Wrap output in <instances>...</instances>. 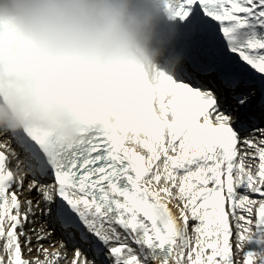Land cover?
<instances>
[{
  "label": "snow or ice",
  "instance_id": "obj_1",
  "mask_svg": "<svg viewBox=\"0 0 264 264\" xmlns=\"http://www.w3.org/2000/svg\"><path fill=\"white\" fill-rule=\"evenodd\" d=\"M165 6L173 59L139 83V115L118 118L130 135L0 130L19 149L0 141V264H61L69 252L70 264H240L245 245L256 248L242 264H264V127L234 120L229 102L255 95L238 91L254 78L243 65L264 74V0ZM37 209L49 230L35 227Z\"/></svg>",
  "mask_w": 264,
  "mask_h": 264
},
{
  "label": "clouds",
  "instance_id": "obj_2",
  "mask_svg": "<svg viewBox=\"0 0 264 264\" xmlns=\"http://www.w3.org/2000/svg\"><path fill=\"white\" fill-rule=\"evenodd\" d=\"M165 4L0 0V130L130 135L118 118L139 115V83H157L173 59Z\"/></svg>",
  "mask_w": 264,
  "mask_h": 264
},
{
  "label": "rangeland",
  "instance_id": "obj_3",
  "mask_svg": "<svg viewBox=\"0 0 264 264\" xmlns=\"http://www.w3.org/2000/svg\"><path fill=\"white\" fill-rule=\"evenodd\" d=\"M260 117L264 118V111L261 113ZM259 125H260L261 127H264V119H263L261 122H259ZM16 171H17V170L14 169L13 172H16ZM26 186H27V185L25 184V187H26ZM239 191H241V190H239ZM241 192H242V191H241ZM258 195H259V194H252V195L250 196V198H257ZM29 198H31V197H29ZM34 201H35V200H34ZM170 207H171V205H170ZM254 211H255V210H254ZM45 222H46V217L43 215V216H41V217L36 221L35 227L39 228V227H40L41 225H43ZM44 226H45V229L48 230L47 224L44 225ZM29 227H32V226L29 225ZM59 239H60V237H57V239H56V240H57V243H56L55 247H56L57 249L60 247L59 242H58ZM230 242H233V243H234V238H233V240L230 241ZM44 245H45V243H44ZM47 246L49 247V245H47ZM48 247H46V248H48ZM255 248H256V246H254V245H245V247H244V249H243L242 251H239V252H237V253L234 255V260L239 261L240 264H242V261H243V258H244V254H245V252H247V251H249V250H255ZM51 250L53 251L54 249H51ZM50 252H51V251H50ZM234 252H236L235 249H234ZM39 254H41V255L43 256L42 253H39ZM69 254H70V255H69V257H67V259H71V257H72V253L69 252ZM23 258L29 260V255H24V254H23ZM42 259H43V257H42Z\"/></svg>",
  "mask_w": 264,
  "mask_h": 264
},
{
  "label": "bare ground",
  "instance_id": "obj_4",
  "mask_svg": "<svg viewBox=\"0 0 264 264\" xmlns=\"http://www.w3.org/2000/svg\"><path fill=\"white\" fill-rule=\"evenodd\" d=\"M0 140H1V137H0ZM6 143L9 144V143H11V141L8 140ZM6 143H5V144H6ZM128 146H129V147H135L136 150H137V151H140V152H144V151H145L144 149H142V148L139 147L138 145H132V144H129ZM0 149H2V150H6L5 148H0ZM16 152H17V151H16ZM17 153H18V152H17ZM8 155H10V154L8 153ZM10 165H11V166H10ZM13 165H14V164H13ZM13 165H12V164H9V168H10L12 171H13V169L17 170V167H16V166H13ZM22 166L24 167L23 164H22ZM20 168H21V166H20ZM30 179H31V177H28L27 179H25V181L27 182V184H28V182H29ZM240 190L243 191V189H240ZM31 198L34 199V200H38V199H40L35 193L32 194V197H31ZM40 207H41V208L44 207V204H43L42 201H41ZM174 210H175V209H174ZM41 216H43V215H40V213H39V209H37V217H35L34 219L37 221ZM43 225H46V222H45ZM48 230H49V229H48ZM57 237H60L58 231H57V233L54 234V239L56 240ZM33 242H34V241H33ZM47 245H48V243L45 242L44 247H48ZM51 249H52V248H49V251H52ZM58 249H60V247H59ZM60 251L63 252L64 249H60ZM23 254H24V255H29V261L33 260L37 255H39V258H40V259H42V257H43L41 254H38V253H36L35 251H33L31 254H28L27 249H24ZM69 255H70V254L68 253V257H69ZM70 260H71V259H67L66 262H65V261H62L61 264H70Z\"/></svg>",
  "mask_w": 264,
  "mask_h": 264
}]
</instances>
